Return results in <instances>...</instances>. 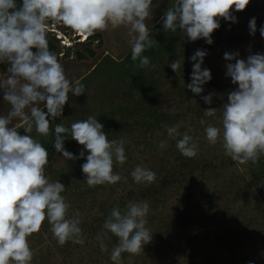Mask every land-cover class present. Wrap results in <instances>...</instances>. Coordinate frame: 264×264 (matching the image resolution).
Masks as SVG:
<instances>
[{"label":"rangeland","instance_id":"374dc122","mask_svg":"<svg viewBox=\"0 0 264 264\" xmlns=\"http://www.w3.org/2000/svg\"><path fill=\"white\" fill-rule=\"evenodd\" d=\"M174 2L153 0L151 17L146 21L150 31ZM239 21L246 27L234 30L238 41L229 38L211 44L204 38L189 41L177 30L172 32L174 39L169 53L160 51L148 56V67L140 68L137 64L130 69L115 67V64L99 66L107 56L117 63L130 53L131 38L125 27H109L84 41L71 42L66 48L54 39L56 34L51 29L65 31L67 38L77 33L54 21L48 23V43L54 45L50 51L57 55L70 80H80L85 85V93L80 96L69 93L62 116L50 118L47 137L54 138L57 123L70 127L74 121L95 116L103 124L109 140L125 141L127 161L113 165L114 173L121 176L119 182L89 187L81 170L87 150L84 157L74 160H66L53 151L50 163L45 166V175L50 181L59 180L65 185L61 195L70 205L68 216H79L85 242L79 245L70 241L59 246L45 220L40 231L28 237L33 252L31 264H113L110 254L118 238L108 233L97 240L98 234L104 231L103 223L113 207L118 205L123 209L128 202L144 200L150 205L146 227L152 232V240L143 246L139 255L122 253L121 264H264V178L259 181L254 178L251 162L231 161L221 143L209 144L204 132L209 125L220 126L219 109L227 102V93L236 87L225 76L226 64L235 60L226 61L224 53L239 52L238 58L264 53V37L259 32L264 25V12H259L256 18L254 35H250L246 17ZM158 33L167 35L163 28ZM87 48L94 54L90 55ZM197 49L206 51L201 68L211 73V80L202 86L200 95L186 87L191 77L184 78L186 70L192 73L195 61L190 57ZM78 53L83 57L78 58ZM175 60L181 64L176 72L170 67V62ZM6 68V64L0 63V80L6 78ZM135 78L145 80L148 88L144 92L150 95L149 99L132 87ZM209 92L219 95H213L212 103L205 104L201 97ZM150 103L164 120L160 125L148 123L142 127L141 115ZM9 107L0 89V115H6ZM208 107L218 109L215 116L204 115ZM20 123L14 120L12 126ZM177 125L181 136L188 133L198 142L200 151L196 157H184L176 148V140L168 137L166 126ZM18 131L26 134L22 128ZM29 135L45 139L35 130ZM66 141L71 148L67 151L78 156L83 146L70 136ZM161 141L167 142L165 149L159 148ZM259 161L262 162V156ZM137 165L154 171L156 181L150 185L135 183L131 172ZM101 243L106 245L107 252L101 251Z\"/></svg>","mask_w":264,"mask_h":264},{"label":"clouds","instance_id":"9594fccd","mask_svg":"<svg viewBox=\"0 0 264 264\" xmlns=\"http://www.w3.org/2000/svg\"><path fill=\"white\" fill-rule=\"evenodd\" d=\"M249 2L175 0L163 13V30H179L189 41L204 38L211 44V34L220 27L218 18L235 22L232 10H244ZM152 4L153 0H22L17 5L15 0H0V63L7 65V76L0 80V89L3 101L10 106L6 115H0V264H31L33 252L28 237L39 232L45 220L59 246L70 241L79 245L85 242L79 216H68L70 205L61 195L65 185L59 180L50 181L45 175L47 149L29 135L35 130L47 137L50 118L62 116L69 93L73 96L85 93V85L80 80H70L57 55L50 51L48 23L54 21L77 33L68 37L70 44H65L60 40L62 36H58L61 31L51 29L56 34L54 39L66 48L96 32L123 26L131 38V59L138 61V67L146 68L150 58L143 53L158 47L146 24ZM249 30L250 35L257 30L255 17L249 21ZM259 32L264 37V25ZM205 55L206 51L197 49L190 57L195 63L186 87L195 95H200L202 86L211 80L210 70L201 68ZM238 57L239 52L224 53L226 61L235 60L226 64L225 76L236 87L227 93V102L219 109L220 126L209 125L204 132L207 142L215 145L219 141L224 154L233 161L255 164L264 155V53ZM170 67L176 72L181 67L180 61L170 62ZM213 95L219 94L209 92L201 99L211 104ZM217 111L208 107L204 115L212 117ZM14 120L21 123L12 126ZM103 127L91 115L74 121L70 127L59 123L54 127L53 148L66 160L84 157L87 150L81 170L89 187L119 182L121 176L114 173L113 165L127 161L125 141L109 140ZM178 127L166 126L168 137L176 140V148L184 157H196L200 151L198 142L188 133L181 136ZM18 128L26 134H21ZM68 136L83 146L78 156L64 148ZM158 146L165 149L167 142L161 141ZM131 177L137 184L150 185L156 181V173L140 165L132 170ZM149 211L147 200L128 202L123 209L117 205L110 210L97 240L108 233L118 238L110 254L113 264H121L122 253L139 255L143 246L151 242L152 232L146 227ZM100 249L108 251L103 243Z\"/></svg>","mask_w":264,"mask_h":264},{"label":"trees","instance_id":"16d2710c","mask_svg":"<svg viewBox=\"0 0 264 264\" xmlns=\"http://www.w3.org/2000/svg\"><path fill=\"white\" fill-rule=\"evenodd\" d=\"M15 2L17 3V5H20L22 3V0H15ZM173 6V5H172ZM171 6V7H172ZM262 13L264 12V0H250L249 4L245 7L244 10L241 11H236V10H232V14L236 17V21L233 22L231 20H224L223 18H218L219 19V23H220V27L216 30L213 31V33L211 34L212 40L213 42L216 41H220L221 39L224 38H229L230 41H238L239 38H237V35L234 34V30L235 29H243L246 27V25H242V23L239 21L242 18L246 17L247 21H250V19L252 17L257 18L259 15V12ZM245 23H249V22H245ZM163 28V24H162V19L160 21L157 22V24H155V26L151 29L152 32L150 31V34L152 36V38H154L157 42H158V47L152 48V49H148L146 50L143 55L146 56H155L158 52L163 51V52H167L169 53L170 51V46L173 42L174 39V35L171 31L167 32V35H161L158 33V29ZM226 39V40H227ZM49 44V48L51 50H53L54 45L51 43ZM88 49V48H87ZM88 53L90 55L94 54V51L91 49H88ZM78 58H82L83 54L82 53H78ZM110 64H115V67H120L122 69H127L128 67H137L136 65L138 64V61H133L131 59V51L130 53L123 58L120 62H113L112 60H110V57H106L104 63H101L99 66H108ZM134 65V66H132ZM99 66H96L99 68ZM96 67L94 69H96ZM97 68V69H98ZM130 69V68H128ZM187 73L184 75V78H189L191 77V73L190 70H186ZM137 79L135 78V80L132 82V87L139 89L142 91V93L144 94V96L149 99V96L147 93H145L144 91H146V89L148 88V85H146L145 80L143 81H136ZM124 109H127V106L124 107ZM136 110L140 109L137 107L135 108ZM145 113L147 115H145ZM145 113L143 115H141V124L142 127L147 125L148 123H152L154 125H160L162 124L163 120H164V116L159 113L155 106L152 105L151 103L148 104L145 108ZM150 121V122H149ZM107 121L104 122V124L107 125ZM40 137V136H39ZM39 142H41L43 144V146L47 149L48 151V164L50 163L51 160V156L53 151L55 150L53 148V142H54V138H50V137H45V139L41 140V139H36ZM69 141L67 142L66 140L64 141V148L66 150H71L70 146H69ZM233 161V160H231ZM258 160L257 163L253 164L252 163V167H254L253 169V176L255 179L261 180L262 178H264V168H262V164H264V155H262V162H260Z\"/></svg>","mask_w":264,"mask_h":264},{"label":"built area","instance_id":"2783aa9c","mask_svg":"<svg viewBox=\"0 0 264 264\" xmlns=\"http://www.w3.org/2000/svg\"><path fill=\"white\" fill-rule=\"evenodd\" d=\"M58 36H62L60 39L62 43H65V44L69 43L70 44V42H68L69 38H67L66 34L64 35V32H60V35H58Z\"/></svg>","mask_w":264,"mask_h":264}]
</instances>
